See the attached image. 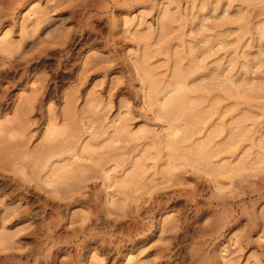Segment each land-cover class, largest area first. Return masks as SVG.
I'll list each match as a JSON object with an SVG mask.
<instances>
[{"label":"rangeland","instance_id":"1","mask_svg":"<svg viewBox=\"0 0 264 264\" xmlns=\"http://www.w3.org/2000/svg\"><path fill=\"white\" fill-rule=\"evenodd\" d=\"M0 41V264H264V0H0Z\"/></svg>","mask_w":264,"mask_h":264},{"label":"bare ground","instance_id":"2","mask_svg":"<svg viewBox=\"0 0 264 264\" xmlns=\"http://www.w3.org/2000/svg\"><path fill=\"white\" fill-rule=\"evenodd\" d=\"M2 41V40H1ZM0 41V42H1ZM3 44H5V43H3L2 42V45ZM1 45V46H2ZM4 46V45H3ZM258 57V56H257ZM264 58V57H263ZM257 59V58H256ZM261 59V58H260ZM196 67V66H195ZM195 70H197L196 68H195ZM194 70V71H195ZM216 71V70H215ZM180 74V73H179ZM180 75H182V74H180ZM180 75H177V76H180ZM186 75V74H185ZM205 75V74H204ZM176 76V77H177ZM187 76H188V74H187ZM204 77H206V76H204ZM208 77H209V75H208ZM183 78V77H182ZM186 78V77H185ZM179 79V78H178ZM188 79V78H187ZM192 79V78H191ZM198 80H199V78H198ZM179 81H180V79H179ZM178 81V82H179ZM184 81V80H183ZM192 81V80H191ZM197 81V80H196ZM154 82V81H153ZM177 82V83H178ZM193 82V81H192ZM200 82V81H199ZM157 84V82H154V83H152L150 86H151V90H153V91H151V92H153V93H151L150 91H148V92H150L149 93V95H147V97H146V101L145 102H147V103H145L146 105H147V108L149 107V105H148V103H149V101H150V109L152 108L151 106H153V110L151 111V110H149V109H145L146 111H151V114H152V112L153 113H155V115L157 114L158 116H159V113H157V112H159V110L161 109V108H163L164 107V104H165V102L167 101V99L169 98V96H168V93H170L171 92V90L169 91V90H165V88H166V86L165 87H163V89L161 88L160 89V87L158 88L157 86H158V84ZM188 84V83H187ZM189 84H190V81H189ZM196 84H197V82H196ZM191 85H192V83H191ZM193 86V85H192ZM168 87V86H167ZM179 88V87H178ZM177 88V89H178ZM169 89V88H168ZM176 89V90H177ZM172 90H173V88H172ZM148 94V93H147ZM150 94H151V96L152 97H150ZM171 95H172V93H171ZM148 96H149V98H148ZM175 96V95H174ZM145 98V97H144ZM173 98V97H172ZM171 98V100H173ZM179 98V97H178ZM175 99V98H174ZM166 100V101H165ZM179 100V99H178ZM181 100V99H180ZM169 103V102H168ZM180 103H182V101H180L179 102V105H180ZM145 105V106H146ZM167 105V104H166ZM154 106H156V108H157V110H156V108L154 107ZM160 106H163V107H160ZM158 107H159V109H158ZM169 109H171V108H169ZM156 110V112H154ZM170 111V110H169ZM150 113V112H149ZM168 114H170V112H168ZM156 115V116H157ZM160 115L162 116V118H164V116L165 115H163L162 113H161V111H160ZM157 116V117H158ZM160 116V117H161ZM159 117V118H160ZM166 117V119H167V117H169L168 119H167V121H166V119H165V121L166 122H164L165 124H160L159 125V128H158V130H160V131H158L157 130V134L159 135V133L160 132H162V131H164L165 132V130H163V129H165L166 128V131L169 129V128H173V124H174V122H173V119L174 118H172V117H170L169 115H166L165 116ZM173 117H174V115H173ZM175 117H176V115H175ZM161 118V119H162ZM172 118V119H171ZM164 119H163V121H164ZM175 121V120H174ZM173 123V124H172ZM126 124L125 125H122V127H123V129L124 128H126ZM161 126V127H160ZM202 127L201 126H198V127H196V130L193 132V133H190V134H192V136H193V134H197V135H200V137H197V138H195L196 140L198 139V138H202V133L204 132H202ZM162 130V131H161ZM156 131V130H155ZM159 132V133H158ZM202 132V133H201ZM163 133V132H162ZM169 133V132H168ZM168 133H166V134H168ZM172 133V132H171ZM170 133V134H171ZM201 133V134H200ZM166 134H164L163 136H164V138H166L165 137V135ZM170 134H168V135H170ZM157 135V136H158ZM188 137V136H187ZM167 138H168V136H167ZM190 138L192 139L193 137H191L190 136ZM168 140V139H167ZM158 141V140H157ZM157 141H154L155 143L157 142ZM168 141H170V140H168ZM195 140H193V142H194ZM164 143V142H163ZM170 143H172V142H170ZM166 144V143H165ZM145 145H147V144H145ZM169 145V143H167L166 144V146H168ZM144 146V143H143V145H142V147ZM164 146V145H163ZM171 146V145H170ZM172 146H173V144H172ZM177 146V145H176ZM79 147V146H78ZM141 147V146H140ZM141 147V148H142ZM175 147V146H174ZM182 147H184V146H182ZM187 147V146H186ZM45 148V147H44ZM43 148V149H44ZM126 148V147H125ZM134 149H137V146H134L133 147ZM132 148V149H133ZM42 149V152H43V154H42V156H40L41 158H39L40 159V161H39V164H38V169H39V171L41 172V175H46L48 178H49V180H51L52 182H59V181H61V180H63V178H65L68 174H67V172H68V170H64V172L63 171H60V172H56V165L57 164H60L61 163V165H60V167L61 166H64V167H68V168H71V165H73V164H75L74 162V160H78L80 157V155H81V153H79V156L77 155V148L76 147H70V148H65V149H63V147H62V149H59V148H55L54 146H52V145H48V147H46L44 150ZM129 149V151L128 152H130L132 149L131 148H128ZM140 149V148H139ZM163 149V148H162ZM184 149V148H183ZM144 150V148L142 149V150H140V151H143ZM179 150H182V149H179ZM126 151H127V148L125 149V153H126ZM136 151V150H135ZM160 151V150H159ZM171 151H173L172 150V147H171V149H170V151H168V152H171ZM124 152V151H123ZM167 151H166V153H168ZM86 153H88V152H86ZM165 153V154H166ZM158 154H159V152H158ZM84 155H86V154H84ZM84 155H81V158L84 156ZM166 155H168V157H170L171 155H170V153H168V154H166ZM87 156H90V155H87ZM162 158L164 157V155H160ZM160 157V158H161ZM87 158V157H86ZM101 158V157H100ZM169 159V158H168ZM167 159V160H168ZM101 160H102V158H101ZM164 160H166V158L164 159ZM103 162V163H102ZM76 163H77V161H76ZM101 163H102V166H100V168H102V169H105V167L103 166V164H104V160L103 161H101ZM143 164V163H142ZM133 166H135V164L133 165ZM144 164L142 165V168L144 169ZM141 169V168H140ZM140 169H138V173L140 174ZM65 171H66V174H65ZM143 171V170H142ZM63 172V173H62ZM29 215H30V217L31 218H33V219H37V216H38V213L36 212V211H33V212H29ZM8 240H6V242L5 243H8V244H6V245H8V246H10L11 245V243L8 241ZM9 243H10V245H9ZM3 245H5L4 243H3ZM7 246V247H8ZM6 246H5V248H7ZM46 262V260L44 261H42V263H45Z\"/></svg>","mask_w":264,"mask_h":264}]
</instances>
